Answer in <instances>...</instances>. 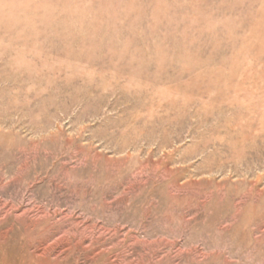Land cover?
Wrapping results in <instances>:
<instances>
[{
	"label": "rangeland",
	"instance_id": "1",
	"mask_svg": "<svg viewBox=\"0 0 264 264\" xmlns=\"http://www.w3.org/2000/svg\"><path fill=\"white\" fill-rule=\"evenodd\" d=\"M0 264H264V0H0Z\"/></svg>",
	"mask_w": 264,
	"mask_h": 264
}]
</instances>
